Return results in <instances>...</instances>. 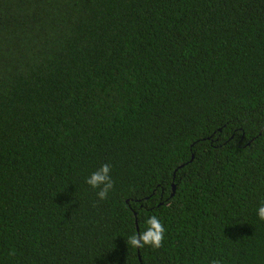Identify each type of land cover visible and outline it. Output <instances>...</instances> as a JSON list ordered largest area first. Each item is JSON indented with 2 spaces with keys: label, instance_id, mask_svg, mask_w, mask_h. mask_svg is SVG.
<instances>
[{
  "label": "trees",
  "instance_id": "obj_1",
  "mask_svg": "<svg viewBox=\"0 0 264 264\" xmlns=\"http://www.w3.org/2000/svg\"><path fill=\"white\" fill-rule=\"evenodd\" d=\"M262 202L264 0H0V264H264Z\"/></svg>",
  "mask_w": 264,
  "mask_h": 264
},
{
  "label": "clouds",
  "instance_id": "obj_2",
  "mask_svg": "<svg viewBox=\"0 0 264 264\" xmlns=\"http://www.w3.org/2000/svg\"><path fill=\"white\" fill-rule=\"evenodd\" d=\"M110 172V165L105 163L86 178V183L88 185L93 189H99L97 196L100 200L107 199L109 191L114 187ZM257 216L260 220L264 221V202L259 205ZM145 224L146 229L142 232L131 235L126 241L127 245H131L136 249H143L145 246H151L154 249L160 248L164 241V225L155 215L147 218ZM211 264H221V261L214 259L211 261Z\"/></svg>",
  "mask_w": 264,
  "mask_h": 264
},
{
  "label": "water",
  "instance_id": "obj_3",
  "mask_svg": "<svg viewBox=\"0 0 264 264\" xmlns=\"http://www.w3.org/2000/svg\"><path fill=\"white\" fill-rule=\"evenodd\" d=\"M173 188V187H172Z\"/></svg>",
  "mask_w": 264,
  "mask_h": 264
}]
</instances>
